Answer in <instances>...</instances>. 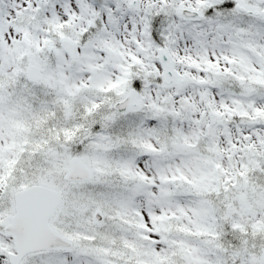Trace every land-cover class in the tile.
Returning <instances> with one entry per match:
<instances>
[{"label": "snow or ice", "instance_id": "obj_1", "mask_svg": "<svg viewBox=\"0 0 264 264\" xmlns=\"http://www.w3.org/2000/svg\"><path fill=\"white\" fill-rule=\"evenodd\" d=\"M0 264H264V0H0Z\"/></svg>", "mask_w": 264, "mask_h": 264}]
</instances>
